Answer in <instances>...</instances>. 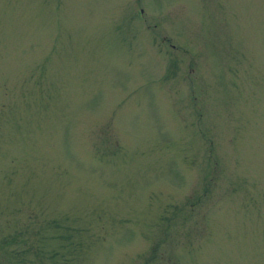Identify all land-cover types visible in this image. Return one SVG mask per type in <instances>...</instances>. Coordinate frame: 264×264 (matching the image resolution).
Here are the masks:
<instances>
[{"label":"rangeland","instance_id":"1","mask_svg":"<svg viewBox=\"0 0 264 264\" xmlns=\"http://www.w3.org/2000/svg\"><path fill=\"white\" fill-rule=\"evenodd\" d=\"M0 264H264V0H0Z\"/></svg>","mask_w":264,"mask_h":264}]
</instances>
